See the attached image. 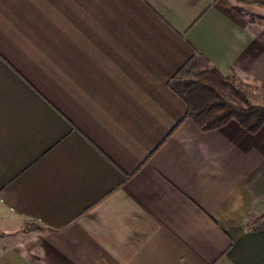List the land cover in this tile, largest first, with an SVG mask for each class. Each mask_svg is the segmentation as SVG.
Segmentation results:
<instances>
[{
    "label": "crops",
    "instance_id": "0c3cea01",
    "mask_svg": "<svg viewBox=\"0 0 264 264\" xmlns=\"http://www.w3.org/2000/svg\"><path fill=\"white\" fill-rule=\"evenodd\" d=\"M262 9L0 0V264H264V125L173 90L196 64L264 106Z\"/></svg>",
    "mask_w": 264,
    "mask_h": 264
},
{
    "label": "trees",
    "instance_id": "16d2710c",
    "mask_svg": "<svg viewBox=\"0 0 264 264\" xmlns=\"http://www.w3.org/2000/svg\"><path fill=\"white\" fill-rule=\"evenodd\" d=\"M173 90L186 105V117L203 131L216 130L231 120L250 134L264 125V106L251 104L241 86L214 68L182 81L178 87L173 85Z\"/></svg>",
    "mask_w": 264,
    "mask_h": 264
},
{
    "label": "rangeland",
    "instance_id": "374dc122",
    "mask_svg": "<svg viewBox=\"0 0 264 264\" xmlns=\"http://www.w3.org/2000/svg\"><path fill=\"white\" fill-rule=\"evenodd\" d=\"M249 12H250V14L254 13L253 16L256 18L264 19V9L257 10V11L253 10V11H249ZM195 65H190L186 70L181 72L176 77V79L173 80V85H175V87H178V84H180L182 81L193 79L197 74L201 73L202 67L201 66H195ZM206 70H209V69H206ZM226 97L229 98L232 102H235V100L231 99V97H229V95L227 93H226Z\"/></svg>",
    "mask_w": 264,
    "mask_h": 264
}]
</instances>
